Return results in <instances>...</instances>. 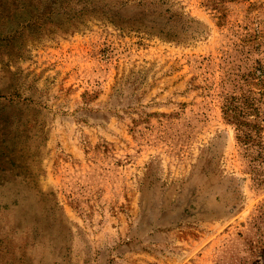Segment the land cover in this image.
<instances>
[{
  "label": "rangeland",
  "instance_id": "1",
  "mask_svg": "<svg viewBox=\"0 0 264 264\" xmlns=\"http://www.w3.org/2000/svg\"><path fill=\"white\" fill-rule=\"evenodd\" d=\"M4 3L0 264H264V0Z\"/></svg>",
  "mask_w": 264,
  "mask_h": 264
},
{
  "label": "trees",
  "instance_id": "2",
  "mask_svg": "<svg viewBox=\"0 0 264 264\" xmlns=\"http://www.w3.org/2000/svg\"><path fill=\"white\" fill-rule=\"evenodd\" d=\"M4 1L0 0V5H5ZM12 1V0H11ZM142 6V5H140ZM123 7H120V11ZM150 10L140 11L131 18H125L116 13L118 19L111 21L112 25L121 30H130L135 32H145L149 36H155L168 42L175 43H186L192 40L190 33L191 28L185 27L189 22L183 18L182 15L171 14L169 10L164 13L160 12V6L153 4ZM244 111L243 107H228L227 113L230 114L229 119L232 123L237 126L238 129V140L247 149L258 147L264 149V137L261 135L262 129L257 128L256 132H252L250 129L253 125L240 119L237 111ZM257 159L252 161L255 166Z\"/></svg>",
  "mask_w": 264,
  "mask_h": 264
}]
</instances>
